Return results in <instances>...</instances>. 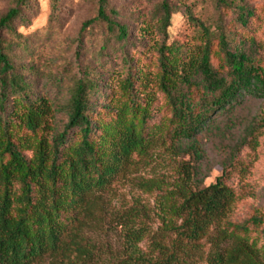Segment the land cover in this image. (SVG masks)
<instances>
[{
	"label": "trees",
	"instance_id": "obj_1",
	"mask_svg": "<svg viewBox=\"0 0 264 264\" xmlns=\"http://www.w3.org/2000/svg\"><path fill=\"white\" fill-rule=\"evenodd\" d=\"M33 1L11 0L0 17V264H264V216L235 222L241 198L229 184L238 170L249 171L242 154L257 150L261 128L251 122L237 141L222 145V173L211 184L201 144L207 132L224 138L237 131L233 118L247 97L264 100L261 45L246 34L256 8L246 0H209L217 16L203 21L186 7L195 35L188 44L170 43L172 18L185 4L158 0L140 30L154 55L152 72L132 57L137 44L120 11L111 0H96L71 56L40 84L33 81L41 78L37 57L21 66L14 53L27 45L18 42L24 36L16 24L26 21ZM50 2L56 20L58 0ZM228 13L235 15L229 24ZM90 42L99 45V57L123 62L111 75L118 92L103 108L96 105L98 68L84 55ZM152 84L170 115L159 124H152L155 98L142 97ZM53 88L61 98L51 96ZM224 117L227 127L218 122ZM159 146L174 168L151 166ZM131 175L154 198L152 206L114 209L119 246L102 252L87 235L109 216L99 195Z\"/></svg>",
	"mask_w": 264,
	"mask_h": 264
},
{
	"label": "rangeland",
	"instance_id": "obj_2",
	"mask_svg": "<svg viewBox=\"0 0 264 264\" xmlns=\"http://www.w3.org/2000/svg\"><path fill=\"white\" fill-rule=\"evenodd\" d=\"M247 3L256 8V16L252 29L246 31L249 37H253L261 45V56L264 59V0H246ZM158 0H111L113 7L120 11V20L126 23L130 28L131 39L136 43L137 47L131 49L132 57L140 60V68H151L153 56L148 51V42L141 37V28H144L145 22H149L152 18V13ZM184 7L180 13L172 18L171 27L168 31L169 42L191 43L195 35V28L185 14L186 7H191L193 15L196 19L208 20L216 18V12L209 0H182ZM59 11L58 19L53 20V11L50 0H34L32 9L26 11V21L16 24L19 34L23 35V39H18V42L25 43L19 48H14L18 65L28 66L32 57L35 59L37 69L40 70V76L33 77L34 82L45 84L46 79L53 72H59L62 64L65 62L63 58L70 57L72 54L73 39L78 34L82 25L89 20L96 12V0H58ZM11 5V0H0V17L7 12ZM235 19L233 13L226 14L227 24ZM77 46H73L75 49ZM99 45H94V42L88 43L84 52L85 59L98 69L95 71L96 77L100 82V95L96 98L98 108H103L108 105L111 96L118 92V78L112 77L114 70H120L123 62L119 55H115L112 59L99 57L97 55ZM60 58L59 65L51 63L53 58ZM114 58V59H113ZM35 85V89L39 88V84ZM51 96H60L62 93L57 88H53ZM150 94L155 98L152 104L151 111L154 115L152 124H159L163 119L168 118L169 113L166 109L164 97L160 94L154 85H149L142 94L144 97ZM63 96L66 93L63 91ZM170 116V115H169ZM233 119L237 120L238 128L232 136L207 132L201 137V144L207 155V160L204 165L203 176H207L206 184L214 183L216 178L222 173V159L224 147L222 145L230 144V141H237L242 135L243 129L251 122H257L261 132L259 138V146L257 150L251 151L245 149L242 154V160L248 164L249 171L242 174L238 170L230 180L229 184L238 193L241 201L238 203L233 214V220L238 223H243L256 216H264V100L247 97L241 106L238 107ZM64 115L61 113L57 116V122L60 125L64 120ZM218 122L222 127H227V118H219ZM223 143V144H222ZM161 147V146H159ZM163 147L156 148L151 151L153 156L152 165L158 170L165 166L173 167L174 162L169 156H166ZM171 168H168L170 170ZM143 175L145 170H140ZM137 175H131L129 179L120 181L114 184L110 192L105 193L101 198L107 206L109 216L103 223L102 230L87 233L92 238L102 252L109 246L110 250L118 249L119 237L121 228H116L112 213L118 209H128L135 206L139 202L147 203L152 206L154 198L151 195H144L135 186ZM101 229V228H100ZM87 232V231H86ZM259 236L255 233L253 238Z\"/></svg>",
	"mask_w": 264,
	"mask_h": 264
}]
</instances>
